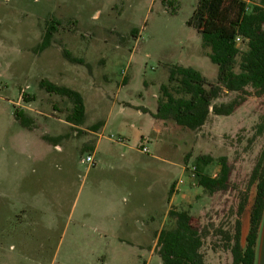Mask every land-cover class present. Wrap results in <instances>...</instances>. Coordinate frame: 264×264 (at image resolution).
<instances>
[{
    "label": "rangeland",
    "instance_id": "1",
    "mask_svg": "<svg viewBox=\"0 0 264 264\" xmlns=\"http://www.w3.org/2000/svg\"><path fill=\"white\" fill-rule=\"evenodd\" d=\"M198 2L0 0V264H163L152 247L120 242L131 233L113 225L116 206L128 211L123 220L129 221L133 212H145L154 194L150 223L174 228L168 209L187 210L202 231L206 264L232 263L227 234L234 235L238 219L249 224L256 194L249 181L264 147V131H258L264 94L251 86L244 93L224 90L216 103L241 101L232 114L211 113L197 130L169 120L164 136L154 133L153 114L173 65L217 81L210 48L189 23ZM247 3L251 11L264 0ZM52 24V44L37 52ZM238 46L244 51L247 42ZM64 49L81 61L69 60ZM42 80L79 91L84 120L69 122L74 101L47 91ZM18 109L32 118L31 127L15 117ZM164 141L175 151H162ZM94 153L92 166L83 159ZM199 155L213 157L201 168L214 177L221 174L220 158H228L226 189L210 193L199 185ZM246 194L247 214H240ZM144 212L134 214L135 223ZM56 213L59 222L50 229Z\"/></svg>",
    "mask_w": 264,
    "mask_h": 264
},
{
    "label": "trees",
    "instance_id": "2",
    "mask_svg": "<svg viewBox=\"0 0 264 264\" xmlns=\"http://www.w3.org/2000/svg\"><path fill=\"white\" fill-rule=\"evenodd\" d=\"M189 23L203 36V42L210 48V58L218 66L216 83L192 66L175 64L171 67L169 83L161 87L155 118L172 120L183 127L197 130L203 127L210 114L230 115L241 104L234 99L230 102L216 103L224 90L229 92H247L251 86L258 93L264 94V5H256L249 11L247 0H199ZM56 27L52 24L44 33L37 52L52 44ZM237 37L247 42V49L241 50ZM71 61H81L67 49L63 51ZM176 82V86L170 84ZM41 87L49 92L65 95L74 101L73 113L68 121L80 123L86 115L83 95L68 86L42 80ZM15 117L26 127L32 126V118L22 109L15 110ZM96 128V127H95ZM264 131V115L258 127ZM213 161L211 155H199L196 168L199 170V185L210 193L224 190L230 180L228 158L222 156L221 174L217 177L202 171L201 164ZM249 185L256 186V194L251 214V227L246 245L241 240V219L237 220L234 235L227 234L232 253L231 264H255L260 226L264 214V147L253 168ZM248 201L244 195L239 212L243 213ZM169 214L176 219L174 228H164L158 235L156 252L163 264H206L202 252L203 234L194 223V217L187 210L171 209Z\"/></svg>",
    "mask_w": 264,
    "mask_h": 264
},
{
    "label": "crops",
    "instance_id": "3",
    "mask_svg": "<svg viewBox=\"0 0 264 264\" xmlns=\"http://www.w3.org/2000/svg\"><path fill=\"white\" fill-rule=\"evenodd\" d=\"M169 120H163V119H158V118H155V125H154V133L155 135L157 136H164L163 133L164 131L168 130L167 129V123H168ZM106 126V124H104ZM162 140V139H161ZM165 142V141H164ZM169 142H165L164 144H160V148L161 150H171V151H175L174 149V145L170 146L168 144ZM97 150V145L95 146L94 148V151L96 152ZM156 158H159L157 156H154ZM94 159H95V162L94 163H91L90 165L94 166L96 165L97 163V159H96V154L94 153ZM129 167L127 168H132V169H135V168H139L140 167L138 166V163H126ZM180 162L178 161L177 163L175 162H170L169 161V165L174 167V166H179ZM126 165V166H127ZM168 166V171L171 172V167ZM150 167H147V171H149ZM184 168V166H183ZM157 191V190H156ZM177 192L176 190H174V193ZM173 193V194H174ZM172 194L171 196V199H170V203H173L174 202V195ZM155 198L152 197L153 199L148 202L147 206H145L146 210L144 212L143 211H137L136 213L133 212L131 214V217H130V220H126L124 221L123 220V217L125 218H128L127 216V213L128 211H123V210H119L118 207L116 206V208L113 209L114 213L117 214L118 218L113 222V225L114 226H123L122 229L124 230H128L130 231V235L129 236H123V237H120V242L122 243H126L128 244L129 246H139V247H152L155 250L156 248V245H157V240H158V235L159 233L165 228V225L163 222L160 223V227H156L154 225L153 222L150 223V220H154L155 219V208L157 207V201H158V197L154 194ZM114 207H115V204H114ZM172 208L168 209V211L166 212V216L168 217L169 215V212ZM141 212H144L143 213V219L141 218V216H137L139 217V219H141L142 221L138 222L139 224L140 223H143L141 226L138 225V223H135L133 217H134V214H139ZM112 214V213H111ZM111 214L109 216H111ZM107 217V215H106ZM59 222V214H53L49 217L48 219V225L50 226V229L53 228V225L54 224H57ZM103 223H106V219L104 220ZM105 228H108V226L104 225ZM154 237L153 241H154V244H150V241L148 240L149 238H152ZM149 241V242H148Z\"/></svg>",
    "mask_w": 264,
    "mask_h": 264
},
{
    "label": "water",
    "instance_id": "4",
    "mask_svg": "<svg viewBox=\"0 0 264 264\" xmlns=\"http://www.w3.org/2000/svg\"><path fill=\"white\" fill-rule=\"evenodd\" d=\"M245 213H246V210H245ZM251 214H252V210L250 212L249 224H248L247 218H246L247 221H245V217L243 218L242 228H241L242 243H243L244 236H245V240L247 242V236L249 234L250 227H251ZM244 216H246V215H244ZM243 245H244V243H243ZM255 264H264V214H263V219H262V223H261L260 231H259L258 244H257V248H256Z\"/></svg>",
    "mask_w": 264,
    "mask_h": 264
},
{
    "label": "built area",
    "instance_id": "5",
    "mask_svg": "<svg viewBox=\"0 0 264 264\" xmlns=\"http://www.w3.org/2000/svg\"><path fill=\"white\" fill-rule=\"evenodd\" d=\"M240 41H242V38L237 37V43ZM142 151L143 152H149L150 150L147 146H143ZM83 160L90 163V164L95 162L94 156L92 154H88ZM182 182H183V180H180L179 182L176 183V186H175L176 191L179 190V188H180L179 186Z\"/></svg>",
    "mask_w": 264,
    "mask_h": 264
}]
</instances>
